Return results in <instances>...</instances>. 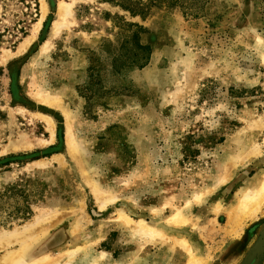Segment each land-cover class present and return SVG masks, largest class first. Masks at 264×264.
<instances>
[{
  "label": "rangeland",
  "instance_id": "374dc122",
  "mask_svg": "<svg viewBox=\"0 0 264 264\" xmlns=\"http://www.w3.org/2000/svg\"><path fill=\"white\" fill-rule=\"evenodd\" d=\"M263 180L264 0H0V264H264Z\"/></svg>",
  "mask_w": 264,
  "mask_h": 264
},
{
  "label": "bare ground",
  "instance_id": "6f19581e",
  "mask_svg": "<svg viewBox=\"0 0 264 264\" xmlns=\"http://www.w3.org/2000/svg\"><path fill=\"white\" fill-rule=\"evenodd\" d=\"M42 12H43V17L39 23V25L42 24L44 16L46 15V5L45 3H43L42 5ZM72 15V11L70 9V7L68 5H66L65 3H60L59 4V8H58V20L55 21V24L52 29V34L51 37L49 38V41L53 38H55L61 31L62 27L64 26V23L68 22V18ZM49 41L47 43H45L44 47H47L49 44ZM41 100L45 103H48L50 105H54V106H59V101L56 100V98L54 99L53 97H49V96H41ZM46 121L50 124V134H51V138L52 140L55 137V132H54V127L50 121L49 118L45 117ZM67 146H68V150H70L71 153H76L77 152V147L75 144V141L73 139V136L71 135V132L69 131V135L67 136ZM54 141V140H53ZM52 143V142H51ZM58 159V158H57ZM44 161H38L35 164L37 165H43ZM99 194H102L101 192L99 193L98 190L96 189V195L100 196ZM113 198V197H112ZM109 199H104L103 204H102V208H105L108 204ZM113 201H115L113 199ZM264 201V180L262 181L260 187L254 191L251 192H247L244 193L242 195V197L240 198V206L239 209L236 213V215L234 216V225L233 226H237V224H241L240 221L243 218L246 217H251L254 215V213L256 212L257 208L259 206L262 205V202ZM41 219V218H40ZM172 221H174L175 223H181L182 220V216L180 215V213H177L175 217L172 218ZM125 222L128 226H135V232L138 235L144 236L146 238L149 239H154V238H162L164 235L161 231H159L158 229L150 226L148 223H146L143 220H139V221H134L132 219H130L129 217H125ZM35 227V223H29L26 224L22 230H15L9 233H0V245L2 244H9V243H13L14 240H19L21 235H32V230ZM233 232V231H232ZM27 240V239H26ZM27 241H24L21 245V249L20 250H16L13 253H9L5 258H4V262L2 264H21L22 260L25 259V252L27 251ZM180 244V242H179ZM181 244H183L182 246L184 248H186L185 250L188 251V254L191 256L192 255V249L188 247V243L186 241L181 242ZM104 255H107L106 253H102ZM63 255V254H62ZM58 256V255H57ZM65 256V255H64ZM105 257V256H104ZM53 259H50L48 257H44V259L42 260V262L36 263V264H43V263H50ZM59 260V259H56ZM54 261V260H53ZM191 264L193 263H201V260L197 259V258H191ZM193 262V263H192Z\"/></svg>",
  "mask_w": 264,
  "mask_h": 264
},
{
  "label": "trees",
  "instance_id": "16d2710c",
  "mask_svg": "<svg viewBox=\"0 0 264 264\" xmlns=\"http://www.w3.org/2000/svg\"><path fill=\"white\" fill-rule=\"evenodd\" d=\"M126 11H129L131 14H135L132 10H128L125 9ZM137 39V35H134V39ZM141 50H143L144 52H146V49L144 48H140ZM149 62V56L147 55V53L141 58V59H134V62L130 65V67L134 68V67H138V68H144Z\"/></svg>",
  "mask_w": 264,
  "mask_h": 264
},
{
  "label": "crops",
  "instance_id": "0c3cea01",
  "mask_svg": "<svg viewBox=\"0 0 264 264\" xmlns=\"http://www.w3.org/2000/svg\"><path fill=\"white\" fill-rule=\"evenodd\" d=\"M102 253H106L107 254V252H105V251H102ZM109 254V253H108Z\"/></svg>",
  "mask_w": 264,
  "mask_h": 264
}]
</instances>
